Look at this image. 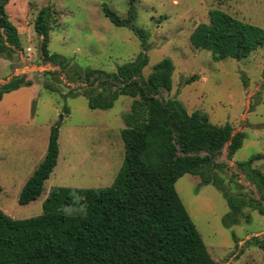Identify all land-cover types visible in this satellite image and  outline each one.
<instances>
[{
    "label": "rangeland",
    "instance_id": "rangeland-1",
    "mask_svg": "<svg viewBox=\"0 0 264 264\" xmlns=\"http://www.w3.org/2000/svg\"><path fill=\"white\" fill-rule=\"evenodd\" d=\"M47 4L54 7L57 17L49 49L67 59L66 68L43 58V37L36 32L34 20ZM104 4L127 17L129 0H8L6 11L19 29L22 49L10 59L0 54L9 61L7 66L0 64V88L15 76L32 81L0 102V209L12 218L42 214L43 203L55 187L111 186L122 167L123 115L130 111L133 98L121 95L112 108L104 110L91 109L84 95L65 96L70 90L82 93L87 86L74 74L76 67L83 73L89 68L116 72L143 50L132 30L110 21L103 12ZM135 6V24L149 33V63L143 75L147 77L157 63L171 57L175 64L173 88L162 90L163 97H176L190 113L200 110L212 123H229L234 133H246L232 158L228 157L227 144L217 161L228 164L221 174L232 194L259 198L255 185L237 163L264 153V46L241 60L228 57L214 61L210 51L193 47L190 36L200 23L209 22L213 9L264 28V0H135ZM194 75V82H185ZM57 124L58 164L40 198L20 204L21 190L44 159ZM253 167L264 172V159ZM199 183L198 176L185 174L178 179L176 189L212 257L219 264H263V251L250 241L264 236V214L246 207L249 221L243 217L239 223L226 226L230 206L223 192ZM84 211L76 194V204L66 212Z\"/></svg>",
    "mask_w": 264,
    "mask_h": 264
},
{
    "label": "trees",
    "instance_id": "trees-1",
    "mask_svg": "<svg viewBox=\"0 0 264 264\" xmlns=\"http://www.w3.org/2000/svg\"><path fill=\"white\" fill-rule=\"evenodd\" d=\"M7 3L0 0V54L10 59L22 46L19 29L6 11ZM103 12L113 24L132 30L143 50L116 72L89 68L83 73L76 67L74 74L87 86L82 93L70 90L65 96L84 95L91 109L104 110L112 108L121 95L133 98L130 111L123 115L122 167L108 187L53 188L38 216L15 219L0 209V264H219L209 252L176 183L185 174L198 176L200 186L214 185L228 200L226 226L239 223L243 217L249 221L250 215L244 213L246 207L264 214V172L253 167L264 159V153L237 163V168L255 185L259 198L232 194L221 174L228 164L217 159L227 144L228 157L232 158L242 147L246 133H234L229 123H212L200 110L190 113L176 97H163L162 90L173 88L175 64L171 57L157 63L147 77L143 75L149 63V33L135 24V0H129L127 17L107 4ZM56 19L54 7L47 4L38 12L34 27L43 37V58L66 68L67 59L49 49ZM190 42L194 48L210 51L214 61L228 57L241 60L264 46V28L213 9L209 22L194 29ZM196 79L194 75L185 82ZM243 80L248 85L245 77ZM23 85H32V81L13 77L1 86L0 101ZM59 135L57 124L52 128L44 159L21 190L20 204H29L44 192L45 182L58 163ZM237 186L243 188L238 182ZM76 194L85 211L67 213L66 208L76 204ZM250 242L264 254V236H254Z\"/></svg>",
    "mask_w": 264,
    "mask_h": 264
},
{
    "label": "crops",
    "instance_id": "crops-1",
    "mask_svg": "<svg viewBox=\"0 0 264 264\" xmlns=\"http://www.w3.org/2000/svg\"><path fill=\"white\" fill-rule=\"evenodd\" d=\"M0 64H3V65L5 64V65L7 66V65H9V61H8V59H5L4 57H2V56L0 55ZM14 91H15V90H14ZM9 93H10V92H9ZM6 94H8V93H6ZM6 94H5V95H6ZM5 95H4V96H5ZM129 97H130V96H129ZM131 98H132V97H131ZM3 99H4V97H3ZM3 99H2V100H3ZM2 100H1V101H2ZM1 101H0V102H1ZM122 129H123V128H122ZM122 129H121V130H122ZM57 164H58V163H57ZM56 166H57V165H56ZM52 173H53V172H52ZM1 182H2V181H1ZM1 182H0V186H2V185H1L2 183H1ZM39 198H40V197H39Z\"/></svg>",
    "mask_w": 264,
    "mask_h": 264
}]
</instances>
